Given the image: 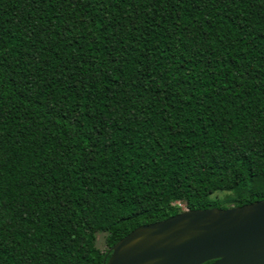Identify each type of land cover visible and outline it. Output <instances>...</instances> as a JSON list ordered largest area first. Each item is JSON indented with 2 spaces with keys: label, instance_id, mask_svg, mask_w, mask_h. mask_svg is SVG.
<instances>
[{
  "label": "trees",
  "instance_id": "16d2710c",
  "mask_svg": "<svg viewBox=\"0 0 264 264\" xmlns=\"http://www.w3.org/2000/svg\"><path fill=\"white\" fill-rule=\"evenodd\" d=\"M261 199L264 0H0V264Z\"/></svg>",
  "mask_w": 264,
  "mask_h": 264
},
{
  "label": "water",
  "instance_id": "95a60500",
  "mask_svg": "<svg viewBox=\"0 0 264 264\" xmlns=\"http://www.w3.org/2000/svg\"><path fill=\"white\" fill-rule=\"evenodd\" d=\"M264 264V199L227 208L183 209L138 225L102 264Z\"/></svg>",
  "mask_w": 264,
  "mask_h": 264
},
{
  "label": "rangeland",
  "instance_id": "374dc122",
  "mask_svg": "<svg viewBox=\"0 0 264 264\" xmlns=\"http://www.w3.org/2000/svg\"><path fill=\"white\" fill-rule=\"evenodd\" d=\"M213 194L217 196H223L225 193L218 191V192H214ZM104 237H105L104 232L98 231L94 233V245L100 250H104L106 248L104 243Z\"/></svg>",
  "mask_w": 264,
  "mask_h": 264
}]
</instances>
